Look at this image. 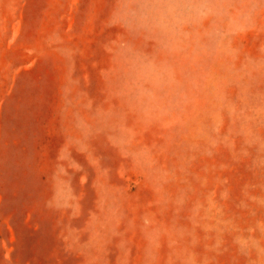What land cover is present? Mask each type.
<instances>
[{
	"label": "rangeland",
	"instance_id": "obj_1",
	"mask_svg": "<svg viewBox=\"0 0 264 264\" xmlns=\"http://www.w3.org/2000/svg\"><path fill=\"white\" fill-rule=\"evenodd\" d=\"M0 264H264V0H0Z\"/></svg>",
	"mask_w": 264,
	"mask_h": 264
}]
</instances>
